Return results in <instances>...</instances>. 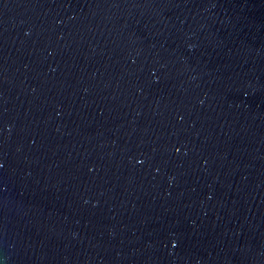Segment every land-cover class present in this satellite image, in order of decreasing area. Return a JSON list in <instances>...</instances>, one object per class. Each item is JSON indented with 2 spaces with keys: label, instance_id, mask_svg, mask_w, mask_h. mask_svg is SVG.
I'll return each mask as SVG.
<instances>
[{
  "label": "water",
  "instance_id": "water-1",
  "mask_svg": "<svg viewBox=\"0 0 264 264\" xmlns=\"http://www.w3.org/2000/svg\"><path fill=\"white\" fill-rule=\"evenodd\" d=\"M0 264H264V0H0Z\"/></svg>",
  "mask_w": 264,
  "mask_h": 264
}]
</instances>
